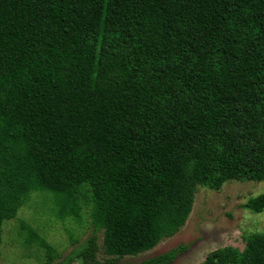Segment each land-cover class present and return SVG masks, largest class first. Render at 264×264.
Here are the masks:
<instances>
[{
	"label": "trees",
	"instance_id": "16d2710c",
	"mask_svg": "<svg viewBox=\"0 0 264 264\" xmlns=\"http://www.w3.org/2000/svg\"><path fill=\"white\" fill-rule=\"evenodd\" d=\"M233 180L264 182V0H0V263L5 221L44 191L61 219L91 209L62 264H173L184 247L124 259ZM244 241L202 264H264V234Z\"/></svg>",
	"mask_w": 264,
	"mask_h": 264
},
{
	"label": "rangeland",
	"instance_id": "374dc122",
	"mask_svg": "<svg viewBox=\"0 0 264 264\" xmlns=\"http://www.w3.org/2000/svg\"><path fill=\"white\" fill-rule=\"evenodd\" d=\"M262 192L264 182L259 181H228L220 189L200 185L185 226L152 250L126 257L124 261L140 262L182 246L184 250L173 264H202L219 248L243 249L246 236L264 234V211L257 213L246 206L250 198ZM91 220L90 208H84L77 218L61 219L51 193L33 192L17 217L3 225L0 264H45V250L37 240L30 241L32 233L44 238L55 249L57 258L52 264H62L92 235ZM103 239V234H99L100 261L109 258L104 251Z\"/></svg>",
	"mask_w": 264,
	"mask_h": 264
}]
</instances>
